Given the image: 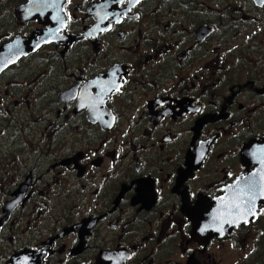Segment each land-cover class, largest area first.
Returning a JSON list of instances; mask_svg holds the SVG:
<instances>
[{"label": "flooded vegetation", "instance_id": "1", "mask_svg": "<svg viewBox=\"0 0 264 264\" xmlns=\"http://www.w3.org/2000/svg\"><path fill=\"white\" fill-rule=\"evenodd\" d=\"M10 52L0 264H264V0H0Z\"/></svg>", "mask_w": 264, "mask_h": 264}, {"label": "water", "instance_id": "2", "mask_svg": "<svg viewBox=\"0 0 264 264\" xmlns=\"http://www.w3.org/2000/svg\"><path fill=\"white\" fill-rule=\"evenodd\" d=\"M32 47V45L30 46V48ZM11 54L8 56V62H6V63H4L1 59H0V62H1V67L0 68H2V70L3 69H5L6 67H8L9 65H11L12 63H14L17 59H15L16 58V56H17V53L18 52H10ZM14 54V55H13ZM13 55V56H12ZM15 59V60H14Z\"/></svg>", "mask_w": 264, "mask_h": 264}]
</instances>
